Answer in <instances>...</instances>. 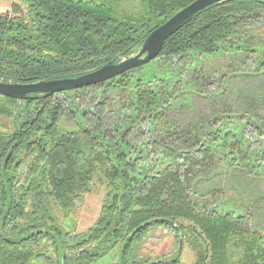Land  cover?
Masks as SVG:
<instances>
[{"label": "trees", "instance_id": "1", "mask_svg": "<svg viewBox=\"0 0 264 264\" xmlns=\"http://www.w3.org/2000/svg\"><path fill=\"white\" fill-rule=\"evenodd\" d=\"M7 1L10 12H0V82L35 84L131 57L195 0ZM259 12L264 0L209 6L170 36L157 58L245 46L258 53L249 36ZM147 66L78 90L97 93L74 109L56 99L75 92L22 101L0 96V118L10 122L0 126V264H183L178 253L153 257L145 249L158 231L189 251L190 264H264V225L256 230L242 215L199 206L180 176L211 161L213 144L233 148L231 132L212 133L195 155L167 156L147 169L126 135L106 136L115 107L147 122L157 118L154 82L163 78ZM95 187L105 189L99 216L79 232L78 209Z\"/></svg>", "mask_w": 264, "mask_h": 264}, {"label": "rangeland", "instance_id": "2", "mask_svg": "<svg viewBox=\"0 0 264 264\" xmlns=\"http://www.w3.org/2000/svg\"><path fill=\"white\" fill-rule=\"evenodd\" d=\"M0 12H10L9 1H0ZM257 14L249 37L258 53L245 46L244 51L224 49L214 56L158 57L147 64V70L163 78L154 82L160 96L156 114L161 115L147 122L131 109L115 107L103 127L108 138L126 135L146 169L167 156L170 160L184 153L193 156L210 142L212 133L221 137L231 132L236 141L233 148L229 143L228 147L213 144L211 161L188 169L184 176L179 170L180 176L199 206L242 215L256 230L264 225V12ZM77 91H71L74 98L57 96L56 100L68 99L74 109V104L82 107L97 93ZM9 123L0 118V126ZM104 195V187H95L84 197L77 213L79 232L96 221ZM151 236L145 249L153 257L171 258L178 253L183 264L191 263L192 255L178 248L169 233Z\"/></svg>", "mask_w": 264, "mask_h": 264}, {"label": "water", "instance_id": "3", "mask_svg": "<svg viewBox=\"0 0 264 264\" xmlns=\"http://www.w3.org/2000/svg\"><path fill=\"white\" fill-rule=\"evenodd\" d=\"M225 1L227 0L193 1L152 31L136 55L123 59L117 64H107L96 71L76 77L44 81L35 84H10L0 82V96L22 101L29 95H55L108 82L155 60L160 54L164 42L184 24L189 22L205 8Z\"/></svg>", "mask_w": 264, "mask_h": 264}]
</instances>
